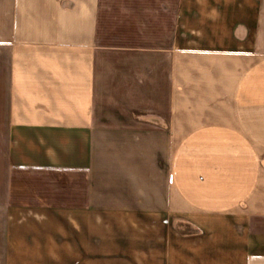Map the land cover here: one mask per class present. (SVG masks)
I'll return each instance as SVG.
<instances>
[{
    "label": "crops",
    "instance_id": "1",
    "mask_svg": "<svg viewBox=\"0 0 264 264\" xmlns=\"http://www.w3.org/2000/svg\"><path fill=\"white\" fill-rule=\"evenodd\" d=\"M104 208L264 264V0H0V264H66L48 224Z\"/></svg>",
    "mask_w": 264,
    "mask_h": 264
},
{
    "label": "rangeland",
    "instance_id": "2",
    "mask_svg": "<svg viewBox=\"0 0 264 264\" xmlns=\"http://www.w3.org/2000/svg\"><path fill=\"white\" fill-rule=\"evenodd\" d=\"M67 216L55 214L54 224H48L49 230L54 228V247L71 252L70 257L60 258L66 264L68 260L69 264H175L163 238L170 239L168 248L173 250L171 236L177 226L144 224L142 209H88L72 212L70 219ZM37 244L47 247L43 240Z\"/></svg>",
    "mask_w": 264,
    "mask_h": 264
}]
</instances>
